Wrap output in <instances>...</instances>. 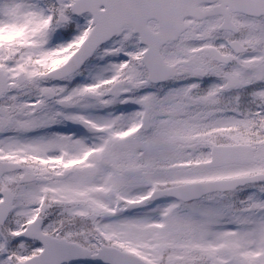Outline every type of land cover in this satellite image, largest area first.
<instances>
[{
  "label": "snow or ice",
  "instance_id": "snow-or-ice-1",
  "mask_svg": "<svg viewBox=\"0 0 264 264\" xmlns=\"http://www.w3.org/2000/svg\"><path fill=\"white\" fill-rule=\"evenodd\" d=\"M0 264H264V0H0Z\"/></svg>",
  "mask_w": 264,
  "mask_h": 264
}]
</instances>
